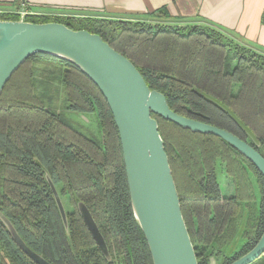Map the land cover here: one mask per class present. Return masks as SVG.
Instances as JSON below:
<instances>
[{
  "label": "trees",
  "instance_id": "trees-1",
  "mask_svg": "<svg viewBox=\"0 0 264 264\" xmlns=\"http://www.w3.org/2000/svg\"><path fill=\"white\" fill-rule=\"evenodd\" d=\"M16 12L0 11V20L18 21ZM153 14L174 19L165 10ZM144 19L26 17L32 23H60L98 35L135 66L150 90L164 95L173 112L251 143L227 113L198 91L210 95L251 130L259 141L256 150L264 157V54L208 23L178 29ZM45 90L48 101L62 92L68 110L93 117L100 139L46 107ZM151 116L158 124L197 263L212 264L210 257L219 256L216 264H230L253 248L264 230L263 177L220 138ZM218 165L231 180L229 196L221 193ZM50 185L63 205L67 227ZM79 202L95 222L108 259L79 215ZM0 214L49 264H152L131 209L120 140L108 105L98 88L69 62L31 56L0 93ZM239 231L238 251L225 256L224 249ZM0 264H35L1 220ZM250 264H264V253Z\"/></svg>",
  "mask_w": 264,
  "mask_h": 264
},
{
  "label": "water",
  "instance_id": "water-1",
  "mask_svg": "<svg viewBox=\"0 0 264 264\" xmlns=\"http://www.w3.org/2000/svg\"><path fill=\"white\" fill-rule=\"evenodd\" d=\"M48 55L77 67L106 101L120 140L133 216L144 236L152 264H198L182 216L157 121L152 114L194 133L220 138L245 159L264 179V157L251 130L215 98L198 91L221 108L247 135L251 143L234 134L185 118L173 112L162 93L150 90L135 66L98 35L74 31L60 23L0 20V93L11 76L31 56ZM51 190L67 227L66 214L55 188ZM77 210L96 246L105 258L107 248L89 211L81 202ZM17 247L35 264H49L29 249L9 221L0 214ZM264 253V230L257 243L230 264H250Z\"/></svg>",
  "mask_w": 264,
  "mask_h": 264
},
{
  "label": "crops",
  "instance_id": "crops-1",
  "mask_svg": "<svg viewBox=\"0 0 264 264\" xmlns=\"http://www.w3.org/2000/svg\"><path fill=\"white\" fill-rule=\"evenodd\" d=\"M158 10L183 22H204L264 54V0H0V11L57 16L145 18Z\"/></svg>",
  "mask_w": 264,
  "mask_h": 264
},
{
  "label": "rangeland",
  "instance_id": "rangeland-1",
  "mask_svg": "<svg viewBox=\"0 0 264 264\" xmlns=\"http://www.w3.org/2000/svg\"><path fill=\"white\" fill-rule=\"evenodd\" d=\"M147 21V23L150 24H158L161 26H172V27H177L179 28H186L187 26H208L207 24H205L204 22H183V21H179V20H175V19H169V18H164L162 16H157L155 14L153 15H149L145 17ZM60 92V89L59 91ZM43 95L45 98H43V101L46 105V107H49L51 110L56 111L58 113L61 114V116L66 119L67 121H69L76 129H78L79 131L85 133L86 135L89 136H94L95 139H100V133L98 131V128L95 125V122L93 120V117L90 116H85L82 114H78L75 112H72L70 110H68L66 108V103H65V99H64V95L61 92L60 95H56L55 94L53 96V100H47L46 97L48 95V92H46V90L43 92ZM88 118L91 120V122H88ZM93 120V121H92ZM217 176H218V182L220 184V189H221V193L225 196H229L232 193V183L230 178H228L224 171H223V167L221 165L217 166ZM252 180V184H254V178L250 177ZM254 187V186H253ZM255 190V197L258 200V192ZM249 203H254L252 201H249ZM240 212V211H239ZM246 211L244 210L242 212V216H241V223L242 225H244V222L246 221ZM240 235H241V231H239V234L237 235L236 239L234 240V242L226 247L224 249L225 252V256L229 255L231 256L232 253L237 252L238 248L240 247L242 241L240 239ZM228 256V257H229ZM212 259V264H216L215 261L220 258L219 256L215 257V259L211 256L210 257Z\"/></svg>",
  "mask_w": 264,
  "mask_h": 264
},
{
  "label": "built area",
  "instance_id": "built-area-1",
  "mask_svg": "<svg viewBox=\"0 0 264 264\" xmlns=\"http://www.w3.org/2000/svg\"><path fill=\"white\" fill-rule=\"evenodd\" d=\"M17 14L19 15V20L18 21H26V17L27 16L54 15V14H45V13L34 12V11H21V12H19Z\"/></svg>",
  "mask_w": 264,
  "mask_h": 264
}]
</instances>
